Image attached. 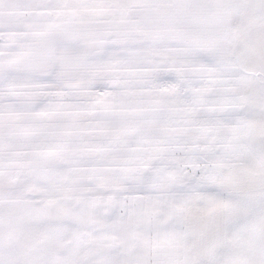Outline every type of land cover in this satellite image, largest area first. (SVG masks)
<instances>
[{
	"label": "snow or ice",
	"instance_id": "obj_1",
	"mask_svg": "<svg viewBox=\"0 0 264 264\" xmlns=\"http://www.w3.org/2000/svg\"><path fill=\"white\" fill-rule=\"evenodd\" d=\"M0 264H264V0H0Z\"/></svg>",
	"mask_w": 264,
	"mask_h": 264
}]
</instances>
